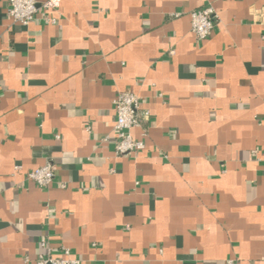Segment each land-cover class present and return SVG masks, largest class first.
Listing matches in <instances>:
<instances>
[{
    "label": "crops",
    "instance_id": "1",
    "mask_svg": "<svg viewBox=\"0 0 264 264\" xmlns=\"http://www.w3.org/2000/svg\"><path fill=\"white\" fill-rule=\"evenodd\" d=\"M57 4L24 26L0 0V264H34L43 238L81 264H264V0ZM122 91L150 113L129 156Z\"/></svg>",
    "mask_w": 264,
    "mask_h": 264
},
{
    "label": "built area",
    "instance_id": "2",
    "mask_svg": "<svg viewBox=\"0 0 264 264\" xmlns=\"http://www.w3.org/2000/svg\"><path fill=\"white\" fill-rule=\"evenodd\" d=\"M57 1L8 0V14L16 23L27 26L36 19L40 10L56 9L58 7ZM45 21L56 23L57 20L46 17ZM217 23L218 14L212 3L191 12V28L198 40L209 38ZM169 54L174 55L175 51L172 49ZM113 105L116 111L114 129L118 137L115 145L116 154L129 156L144 150L146 147L144 140L136 139L132 135V129L141 127L142 122L150 117L149 111L142 108L141 97L132 91H122L113 99ZM252 152L257 155L259 148L256 147ZM56 167L53 161H47L45 164L30 170L27 173V178L40 187H48L55 179ZM40 246L41 251L34 264H81L80 259L71 257V250L68 247L62 249V256L56 257L52 254L47 238L41 240Z\"/></svg>",
    "mask_w": 264,
    "mask_h": 264
}]
</instances>
